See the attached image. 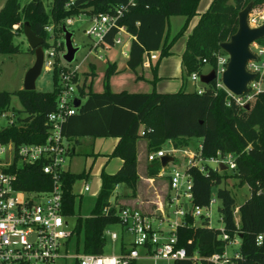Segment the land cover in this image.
I'll return each mask as SVG.
<instances>
[{"label": "trees", "instance_id": "16d2710c", "mask_svg": "<svg viewBox=\"0 0 264 264\" xmlns=\"http://www.w3.org/2000/svg\"><path fill=\"white\" fill-rule=\"evenodd\" d=\"M128 0H31L25 5L20 0H6L0 10V55H15L20 52L14 44V37L23 34V24L30 25L33 33L43 40V48H48V40L60 41L59 51L64 53L62 26L68 18L81 14L94 15L108 13ZM264 0H212L207 10L199 16L196 25L188 35L181 55V68L185 81L192 74L202 75L203 68L214 69L216 55L223 53L219 45L227 42L238 27V13L249 3L253 8ZM200 0H135L118 24L124 26L133 36L128 50L126 68L136 73L142 67L144 55L159 52V59L152 67V91L148 93H114L110 79L117 71L116 63L107 62L103 74V90L93 91L94 70L84 74L83 85L78 86L81 101L75 115L69 117L62 126V134L67 141L79 144L82 138H116L118 143L108 159L122 161L115 174L101 173V189L97 195L92 216L84 221L77 217L74 232L83 228L82 252L87 255H104L106 236L104 231L110 226H120L114 196L116 188L124 186L135 197L139 176L137 173V143L146 141L147 154L162 149L168 142L174 149L184 150L193 138L201 140L200 154L203 159L230 154L235 169L233 177L239 186L248 185L250 196L237 211L238 223L234 220L235 199L222 184L228 175L206 166V172L190 167L186 170L192 181V207L205 208L211 201L212 187L217 190L220 201L219 214L224 232L229 240L239 238L240 258L235 264H264V243L258 245L256 238L264 234V92L257 95L246 110L228 100L222 90L215 88V82L203 85V92H187L184 87L175 93H157L154 89L158 77L157 65L171 54L175 42L184 35L190 20L197 16ZM47 9V10H46ZM182 17L184 22L174 35L168 32V20ZM52 27V32L46 31ZM114 32L107 38L111 44ZM257 43L264 45V39ZM31 53H34L31 49ZM206 60L207 63H203ZM52 71V91L38 92L19 90L13 93L0 92V116L10 106L12 96H16L24 118H18L7 127L0 129V143L41 144L47 133V117L56 110L57 98L61 91L59 84L62 74L69 71L61 58ZM76 74L74 81H78ZM139 79V78H137ZM81 99H84L82 102ZM144 134L141 135V132ZM198 151V149H197ZM74 154L68 150L67 155ZM159 161L146 166V176L157 178L161 172ZM88 173H61L62 214L74 216L76 195L73 187L77 181L87 180ZM168 178V177H167ZM16 189L25 193H45L51 189V179L43 174L41 164L24 165L17 170ZM111 206V207H110ZM118 206V207H117ZM110 207L108 213L103 210ZM229 241L221 239L220 230L209 228L208 218L201 225L196 219L186 216V226L177 230V248H183L189 257L195 256L198 264L207 261L214 254H221ZM121 243L120 254H128ZM77 264V262H76ZM135 264V260L129 262ZM174 264H194L191 260Z\"/></svg>", "mask_w": 264, "mask_h": 264}, {"label": "built area", "instance_id": "2783aa9c", "mask_svg": "<svg viewBox=\"0 0 264 264\" xmlns=\"http://www.w3.org/2000/svg\"><path fill=\"white\" fill-rule=\"evenodd\" d=\"M134 2L135 0H128L127 3L115 7L108 13L90 16L81 14L66 19L64 26L67 29L73 25L74 18L86 17L87 19L88 26L84 29V35L90 40V45L89 52L82 63L90 56L99 61L102 59L98 55L100 51L106 52L116 47L120 48L122 56L128 57L129 49L125 50V48L130 46L134 38L118 22L127 10L134 6ZM262 23V14L253 13L251 10L248 15L249 27L256 28ZM46 31L51 33L52 27H47ZM112 32L114 34L110 44L107 38ZM51 39L54 40L53 36ZM60 46L58 40L48 48L42 47V69L45 72L52 73L57 64L56 60L64 54L58 50ZM252 46L254 51L251 49ZM250 51L255 58L249 60L245 68L255 77L248 83L247 92L241 96L233 95L222 84L221 77L228 63L227 55L217 54L215 67L209 70V72L213 70L216 74L215 88L222 90L228 100L242 108L264 92V45L255 42L251 44ZM59 52L61 55L58 57ZM158 59L159 52L145 54L142 66L149 68ZM203 63H207L206 60H203ZM81 64L72 69L65 62L69 71L60 77L61 91L57 98L56 110L47 117L48 127L43 143L21 145H15L13 142L0 143V264H50L57 259L71 257L67 253V247L74 233V227L70 229L69 217L62 214L61 183V173L65 171L64 163L70 148L62 134V126L76 113L77 108L74 107V103L79 100L78 86L83 85V80L79 77L78 81H74V78ZM199 77L192 74L190 80L193 83L200 82ZM196 92L201 94L203 89H196ZM143 134L144 131L141 132V135ZM200 149L199 145L198 151L192 153L173 147L170 151L162 148L147 154L146 160L148 163L160 162V159L166 155L172 157L173 154L182 152L186 160V170L195 167L205 173L206 166L212 168L210 165H214L212 169L218 172L235 169L232 155L217 153L215 157L203 159ZM35 164H41L43 174L51 179V189L45 193H25L17 190V170L24 165ZM166 166L161 169L159 176H164ZM186 170L184 173L173 172L168 176L169 195L163 201H159L156 213L147 214L131 207L117 209L121 222L120 228L131 237V250L128 254L105 256L80 252L75 256L77 264H129L141 257L139 248L144 252L143 257L154 262L174 264L177 261L191 260L194 264H198L195 256L189 257L185 249L177 248V230L186 226L187 215L194 219L202 217V210L209 209L212 200L208 207H192V181ZM83 189L87 192L88 185L85 184ZM110 204L114 205L113 199H110ZM110 207L105 208L103 212L108 213ZM155 223H157L156 226ZM107 229L104 231L106 237L109 236L111 241L119 239L115 232H109ZM220 232L221 239L229 243L221 254H214L207 261L211 264H235V260L240 258L239 249L230 256L228 247H240L239 238L229 240L223 228ZM122 238L121 236V240ZM256 243L258 245L264 243V234L257 236Z\"/></svg>", "mask_w": 264, "mask_h": 264}, {"label": "rangeland", "instance_id": "374dc122", "mask_svg": "<svg viewBox=\"0 0 264 264\" xmlns=\"http://www.w3.org/2000/svg\"><path fill=\"white\" fill-rule=\"evenodd\" d=\"M31 0H20V4L23 6L27 4ZM208 0H200L199 3V9L200 12L204 5L206 4ZM211 1V0H210ZM6 0H0V8L3 7ZM210 3V2H209ZM209 3L207 4L209 6ZM207 6V7H208ZM47 10V9H46ZM253 13H261L262 14V21L264 23V4L262 5V2L259 1L255 8L252 9ZM197 16L193 17L189 25L187 27V30L185 31L184 35L180 37L175 43V46L172 50L173 54L169 55L167 57H164L160 60V64L157 66L156 75L158 77V81L166 82L165 84V93H175L178 91L181 85H179L180 82L185 80V74L184 72L179 68V59L177 58L178 48L183 45L186 36L188 35V31L190 28H192V25L195 22V19ZM74 23L72 26L68 28V31L72 33V44L75 48H78V51L75 54L74 61L71 64H68L70 68L74 69L77 65L81 64L88 52H89V45L90 40L84 35V29L87 28L88 22L86 17H81V19L74 18ZM183 18L182 17H173L169 21V32L171 35L177 33V31L180 29L182 25ZM63 41V37L61 38ZM54 43L53 39L48 40V44L52 46ZM14 44L18 45L20 48V52L15 55H0V92H9L13 93L19 90L23 89V82L24 77L27 71L33 66L35 62V56L33 53H31L29 50L28 43L22 34H18L14 37ZM254 46H252L253 50ZM65 49V48H64ZM128 49V46L125 48V50ZM254 51V50H253ZM65 53V50H64ZM61 55V52L58 53V57ZM64 54L61 55V63L65 62L63 61L62 57ZM102 57L101 60H96L93 58V56H90V58L82 63L78 70V75L80 79H84V74H90L92 70H94V73L96 75L94 81H93V91L101 92L103 90V74L106 68L107 62H113L115 61L118 65V67L123 70L125 67V56H122L120 54V48L116 47L109 51H100L98 53ZM226 55V54H225ZM157 62L153 63V67H155ZM210 70V66H205L203 68V73H207ZM145 74H149V69H145ZM202 73V74H203ZM118 79H114L110 82V87L112 89H118L115 86L117 85L118 81L122 82V89H125L129 92H151V84H138L135 83L134 80V74L129 71H122L119 75ZM161 78V79H160ZM157 81V82H158ZM157 82L154 86V89L157 93H159L160 90L156 88ZM177 87L174 88V86ZM151 85V86H150ZM52 74L45 72L43 69L41 71L40 76L37 78L35 82V90L38 92H51L52 91ZM185 90L187 92H194L196 89L203 88V84L201 82L193 83L190 78H187L185 81ZM163 91V90H162ZM77 95V93H75ZM82 102L84 99H81ZM22 110V107L17 99L16 96H12L10 106L6 112H4L0 116V129L7 127L11 122H15L18 118H24L25 115L23 113H20ZM83 142H89L93 143L94 153L97 154V157L95 158L94 162L93 157L91 155L89 156H82V155H75L73 158L67 157L64 163V167L68 168L70 172L73 173H79L85 168L87 171H89V175L87 180H80L76 182L74 186V192L75 194L81 193L84 184H87L89 187L88 192H84L81 200L76 199L74 204V216L68 218V223L70 229L74 227L75 221L77 217H80L83 221L87 218H90L92 216V212L95 207L97 195L100 192L101 189V173L104 169L107 173H114L115 167L118 164L119 160L118 158H112L107 165L106 168H104V165L108 159L107 156L111 155L114 147L113 142L116 141L114 138H97V139H90L85 138L83 139ZM145 141V140H144ZM146 142V141H145ZM201 140L197 138H193L189 142V146L187 149H184L187 152L195 153L198 149V146L200 145ZM84 149H88L87 145H82ZM86 146V147H85ZM83 148L80 149V151H83ZM164 150L170 151V147L168 144H166L163 147ZM142 153V166L144 169L145 166V156L147 154V149H144L141 151ZM174 160L170 162L165 168L164 176L160 178L159 180L154 181L153 187H150L149 183H147L144 177V172H142L141 179L139 178L138 182V189L136 190V193L138 196H142L140 199H144V207L143 212L153 214L156 213L158 202L163 201L166 198V191H164L163 185L166 184L165 179H167L168 176H170L173 172L178 173H184L186 170V160L183 158L182 152L175 153L172 155ZM138 162V161H137ZM212 168L214 165H210ZM225 173L228 175V179L224 184L221 185V187H225L228 189L235 199V211H234V220L235 222L238 221L239 215H238V207L244 203V201L249 198L250 196V190L248 188V185L239 186V180L235 177H233V171L231 170H225ZM146 182V183H145ZM148 184V185H147ZM217 190L218 188L213 186L211 191V200L212 203L209 207V209H203L202 210V217L196 219V224L201 225L202 221L208 218V225L209 228L215 229V230H221L223 228V223L220 219L219 214V207H220V201L217 198ZM130 190L126 189L124 186H120L116 188L114 192V196L111 198L113 199L115 196L119 197L118 200H121L124 204H129L128 206L131 207L130 202L131 199H136L137 196L135 194V197H124L130 195ZM144 197V198H143ZM121 203V204H123ZM134 208V207H132ZM155 226L157 223L154 224ZM165 227V226H164ZM166 229V227H165ZM109 232H115L119 239L116 241H111L110 237H106V243L104 247V255L105 256H112V255H119L120 252V246L123 240V243L125 244V247L127 249L130 248V242L131 237L129 235H126L124 231L120 228V226H110L107 229ZM121 236L123 237L121 240ZM83 247V228L81 229L80 233L74 232L71 236L68 247H67V253L71 257L66 258H60L55 260L53 263L50 264H76L75 256L77 253L82 252ZM238 246H229L228 247V254L231 256L233 253L238 251ZM144 252H142V249L139 248V254L140 258L135 260V264H165L164 262L158 261L154 262L153 260H149L145 257H143Z\"/></svg>", "mask_w": 264, "mask_h": 264}, {"label": "water", "instance_id": "95a60500", "mask_svg": "<svg viewBox=\"0 0 264 264\" xmlns=\"http://www.w3.org/2000/svg\"><path fill=\"white\" fill-rule=\"evenodd\" d=\"M253 7V2L249 3L243 10L238 13V27L236 32L229 38L227 42L219 45L220 50L228 56L226 69L222 74L221 81L224 87L235 96H241L247 92V85L254 79V75L246 71V64L255 57L250 51L251 44L264 38V23L256 28L248 25V15ZM63 43L65 53L62 57L63 61L71 64L78 48L72 44V33L65 26H62ZM23 35L28 43L29 48L34 52L35 62L27 71L24 77V91H34L35 82L40 76L43 63V40L37 37L28 23L23 24ZM216 79V74L211 70L208 74H202L199 80L202 84L208 85ZM80 100L74 103L75 108H79ZM246 105L244 109H248ZM171 156H164L160 159V165L164 168L168 163L172 162ZM222 168V167H221Z\"/></svg>", "mask_w": 264, "mask_h": 264}, {"label": "crops", "instance_id": "0c3cea01", "mask_svg": "<svg viewBox=\"0 0 264 264\" xmlns=\"http://www.w3.org/2000/svg\"><path fill=\"white\" fill-rule=\"evenodd\" d=\"M212 1V0H211ZM211 1L210 0H208L207 2H206V4L204 5V7H203V9L199 12L198 10H197V18L195 19V22H194V24L192 25V28H190L189 29V31H188V35L191 33V31H192V29H193V27L196 25V23H197V21H198V19H199V16L201 15V14H203L206 10H207V8L209 7L207 4L210 2L211 3ZM210 3H209V5H210ZM4 6V5H3ZM208 6V7H207ZM3 7H1L0 8V10L2 9ZM198 9H199V6H198ZM173 17H171V18H169V20H168V29H169V21H170V19H172ZM183 22H184V18H183V21H182V24H183ZM168 32H169V30H168ZM170 33V32H169ZM170 35H171V33H170ZM173 35V34H172ZM188 35L186 36V38H185V41H184V43H183V45L182 46H180V48H178V55H177V58L179 59V68L182 70V68H181V55L183 54V52H184V49H185V43H186V40H187V37H188ZM176 44V43H175ZM175 44L173 45V47L171 48V54L170 55H172L173 54V52H172V50H173V48H174V46H175ZM128 49H129V45H128ZM126 61H127V58H126ZM125 61V62H126ZM112 63H116L115 61H113ZM159 64H160V62H159ZM116 66H117V71H118V73L115 75V76H113L111 79H110V82L111 81H113L115 78L116 79H118L119 78V76H117V75H119L122 71H129L127 68H126V63H125V67L123 68V70H121L119 67H118V65H117V63H116ZM158 66V65H157ZM152 67H153V64H152V66L151 67H141L140 69H138L137 71H136V73H133L134 74V82L135 83H138V84H140V85H142V84H146V83H149V81L152 79V72H151V69H152ZM145 69H149V74H145ZM158 69V68H157ZM130 72V71H129ZM209 72V71H208ZM132 73V72H131ZM203 74H207V73H203ZM137 78H139V79H137ZM161 79V78H160ZM163 83H166V82H161L160 83V81H158L157 82V85H156V88H158V90H160L159 91V93H161V94H164L165 93V84H163ZM94 84V83H93ZM122 82L121 81H118V83H117V85L115 86L116 88H118V89H112L111 88V90H112V92H114V93H118V92H121V91H126V92H128V93H136V92H129V91H127V90H125V89H122L123 87H122ZM176 86H174V88H176L177 87V84H175ZM179 85H181L180 86V88L178 89V91L182 88V87H184V84H183V81L182 82H180L179 83ZM94 86V85H93ZM151 86V85H150ZM112 87V86H111ZM151 88H153L152 86H151ZM163 90V91H162ZM94 92H98V91H94ZM141 93H148L147 91L146 92H141ZM83 139H85V138H82V139H80L79 140V144L77 143H75V141H68V145H69V150H71V151H73L74 152V154H71V155H67V157H69V158H73V156H75V155H82V156H84V157H86V156H89V155H91L92 157H93V161L92 162H94V160H95V158L97 157V154H95L94 153V148H93V143H89V142H83L84 140ZM116 141H114L113 142V147L115 148V146L117 145V143H118V139H116V138H114ZM168 145H169V147L171 148L172 147V143L171 142H168L167 143ZM82 145H87V148L88 149H84L83 148V146ZM86 147V146H85ZM199 147V146H198ZM83 148V151H80V149H82ZM144 149H146V142L144 141V140H139L138 141V143H137V173H138V176H139V178L141 179V177H142V172H144V177H145V181L147 182V183H149V185H150V187H153V183H154V181H156V180H159L160 178H162V177H165V176H158L157 178H148L147 176H146V166H147V164H149L148 162H147V160H146V156H145V158H144V160H145V166H144V169H143V166H142V153H141V151L142 150H144ZM187 149V148H186ZM147 155V154H146ZM173 158V157H172ZM110 160L111 159H107V161H106V163H105V165H104V168H106L107 167V165L109 164V162H110ZM119 160V162H118V164L116 165V167H115V172L114 173H107V172H105L104 171V169H103V171L105 172V173H107V174H110V175H112V174H115L119 169H120V167H121V165H122V161L120 160V159H118ZM173 160H174V158H173ZM169 164V163H168ZM168 164H167V166H168ZM167 166H166V168H167ZM64 170L65 171H69V169L68 168H65L64 167ZM70 172V171H69ZM81 172H85V173H88L89 174V171H87L85 168H83V170L81 171ZM81 172H79V173H81ZM71 173H73V172H71ZM76 174H78V173H76ZM86 181V180H85ZM165 181H166V184L165 185H163V188H164V191H166V196H168L169 195V188H168V178L167 179H165ZM78 182V181H77ZM145 182V183H146ZM140 183V182H139ZM76 184V183H75ZM75 184H74V186H75ZM148 185V184H147ZM84 186H85V184H84ZM84 186H83V188H84ZM138 187H139V185L137 186V189H138ZM73 189H74V187H73ZM89 191V190H88ZM87 191V192H88ZM85 191H84V189H82V192L81 193H78V194H75L76 195V199H78V200H81V197H82V195H83V193H84ZM75 193V192H74ZM136 196H137V198L136 199H131V202H130V205H131V208L132 207H134V209H139V210H143V207H144V203H145V201H144V199H140V198H142V196L140 197V196H138L137 195V193H136ZM144 198V197H143ZM75 199V200H76ZM118 202V204H120L121 206H123V207H129L128 205L129 204H124L121 200H118L117 201ZM121 203H123V204H121ZM159 203V202H158ZM158 205V204H157ZM158 208V207H157ZM157 211V210H156ZM147 214H150V212L149 213H147ZM239 220V219H238ZM236 223H238V221L236 222Z\"/></svg>", "mask_w": 264, "mask_h": 264}]
</instances>
